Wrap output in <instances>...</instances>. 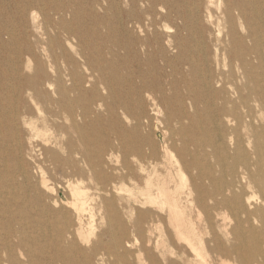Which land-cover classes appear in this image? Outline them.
Here are the masks:
<instances>
[{"label": "bare ground", "instance_id": "1", "mask_svg": "<svg viewBox=\"0 0 264 264\" xmlns=\"http://www.w3.org/2000/svg\"><path fill=\"white\" fill-rule=\"evenodd\" d=\"M129 1L134 6L140 5L144 14L151 15L147 26L154 28L146 33L141 21L134 22L145 33L143 39L137 38L138 47L147 55L153 52L151 48H159L165 69L170 67V50L185 68L189 67L188 74L180 76L187 90L181 100H188L195 113L189 116L182 111L179 118H187L189 124L177 119V128L171 130L168 123L160 130L165 136L171 131L181 145L180 151L190 159L182 162L168 143L163 146V161L158 160L155 152L147 153L145 146L149 137L143 132L144 122L148 120L143 121L140 112L134 113V126L128 131L130 142H123L118 136L113 141L102 140L82 132L76 146L72 137L64 143L52 136L53 126H62L57 124L60 117H66L69 128L79 131L80 121L102 105L100 83L103 80H108L111 86L112 103L107 104L111 117L117 108L124 111L122 118L132 121L127 110L130 106L127 99L116 95L117 89L112 95V79L119 84L118 71L112 68V61L89 51L91 39L83 46L81 32L74 34L70 30L68 34L80 41L78 48L72 43L73 38H66L74 56L60 43L52 45L50 29L45 32L48 42L42 48L39 46L43 42L36 39L35 43L31 42L27 29H21L19 34H25V43L23 48L15 49L17 60L25 54L27 68H31L32 61L40 57L39 48L46 64L37 60L33 74H18L19 77L15 66V73L6 76L0 86L1 99H7L9 93L16 97L8 120L11 125L23 123L46 146L58 148H48L47 153H51L52 160L65 174L66 180L58 187L66 190L68 199L56 198L58 189L50 187L41 165H37V177L32 172L37 178L35 182L30 171L19 166L16 171L23 179L20 183L13 178L8 183L0 175V264H40L36 257L44 254L46 246L41 242L49 240L54 247L53 255L46 258L50 264H155L147 254L155 259L161 257L164 264H212L211 252L193 212L197 211L199 216L204 208L212 210L217 206L238 217L232 234L240 263L264 264V0H206L205 14L200 11V0ZM0 2L7 6L0 9V17L7 19L12 9L21 4L23 12L24 5L31 11L33 24L40 23L34 9L40 0ZM214 5L216 11L212 9ZM68 8L51 14L64 30L72 29L70 24L67 27L64 24L71 12ZM70 15L74 19L77 16L74 11ZM170 18L178 21L179 26L172 28L166 24ZM205 22L214 27L209 40L217 45L215 54L207 52L205 41L195 40L198 32L204 40L200 28ZM54 32L55 37L60 35L59 31ZM188 51L196 53L198 58ZM96 73V79L89 80ZM177 74L171 69L164 75L169 77L173 88L180 82ZM144 77L140 76L146 86ZM200 100L204 103L202 112L209 116L208 123L197 118L196 103ZM141 107L142 99L136 98V111ZM32 109L39 115L37 120L26 118ZM118 129L124 133L122 128ZM32 140L29 138L31 143ZM123 150L125 158L120 161ZM190 169L196 173H190ZM86 180L94 182V192ZM198 181L204 194L197 190ZM15 189L22 190L23 197ZM29 191L32 193L28 196ZM51 191L55 197L47 203L44 198ZM31 204L37 206L39 215L25 210ZM97 204L100 222L104 223L109 216V241L97 233ZM13 205L17 208L9 210ZM123 213L128 218L124 242L120 239ZM246 223H252L250 229H246ZM94 236L96 239L92 242ZM26 246L34 256L30 257L31 262H24L13 254V250L23 254L20 249ZM75 249L81 251V257H74ZM225 260L222 258L220 264H236Z\"/></svg>", "mask_w": 264, "mask_h": 264}, {"label": "rangeland", "instance_id": "2", "mask_svg": "<svg viewBox=\"0 0 264 264\" xmlns=\"http://www.w3.org/2000/svg\"><path fill=\"white\" fill-rule=\"evenodd\" d=\"M71 5L73 7H71ZM67 6L69 7L68 10L71 11V14L73 11L76 12L78 18L76 16L74 19V17L68 13L64 24L66 27L67 24H70L72 29L64 30L62 28L63 25L60 24L57 19H54L51 14H53V11L58 9H67ZM199 6L201 13L205 14V8L207 6L206 0H200ZM4 8H7V6L0 2V9ZM21 8V4L13 8L12 13L7 19H5V17H0V86L5 82L4 78L6 76L10 77L13 73H15V66L18 68L16 76H18V74L23 76L34 73L37 60L43 64H46V60L39 52V48H42V46L45 45V42H48L45 34V32L47 33V29H50L49 33L52 35V45L56 46V43H60L64 49H69L75 56V52L69 45H67L66 40L67 37H71V35L68 34L71 30L74 32V34L81 32L85 39V42L84 39H82L81 42L83 46H86L85 44H87L88 38L91 39L89 41L90 43H88L90 44L88 46L89 51L95 54H100V56L102 55V57L112 61V68H115L114 70L118 71L117 73L119 83L116 84L112 79V95L113 90L117 89L116 95L125 100L127 99V103L130 106V108L127 110L130 112L129 118H131L132 121L127 122L126 119L122 118L124 111L117 108L113 109L115 111L112 112L114 114H112L111 117L109 115L108 109V105L112 103V98L109 96L111 86L108 85V80H106V82L103 80V82L101 81L100 83V89L102 91L100 92L101 97H104V100L100 101L102 105L97 107L95 113L88 116L86 120L80 121L79 131L69 128L70 121H67L66 117H60L57 120V124L62 126L54 125L53 129L50 130L52 132V136H57V139H62L64 143L66 142L67 138L72 137L76 146L79 144V133L82 132L90 135L94 134V136L96 135L102 140L112 139L113 141L114 138L118 136L122 138L123 142H130L128 131L129 129H132V126H134L133 116L134 113L136 114L140 112L141 114L143 113V121L145 119L148 120V122H144L145 131L143 132L149 137L148 143L145 146L146 152H155L158 160L163 161V146L168 143L169 145H172L173 150L177 153L182 162L186 161L187 163L189 161L190 158L185 153L180 151L181 145L177 142V137H175L171 131L168 132L167 136H165L162 130H160L164 124L166 125L168 123L171 126V130L177 128V119H182L183 122L185 121L187 124H189L190 121L187 118H179L180 115L183 114L182 111H185L189 116L195 113V110L189 106L190 103L188 100H181V96L183 97L187 90L184 87L186 83L180 80V76H186L189 72V67L186 65L185 68V64L175 59L176 57H174L173 50H170L168 52L170 55V67L165 69L164 61H162L158 52L159 48L158 50L151 48L153 52L150 55H147L145 50H141L140 47H138L139 42L137 38L139 37L140 40L143 39L145 37V33H141L138 28L134 26V22L137 20L141 21L144 27L146 26V33H149L152 31V29H154L150 26H147L151 15L144 14L140 5L134 6L129 0H40L39 4H36L34 7L39 15L38 20L40 23L33 24L30 16L31 11H29L26 5H24V8H26L25 12H23ZM216 8L217 7L214 5L212 7L213 11H216ZM165 23L169 24V26L172 28L179 26L178 21L172 18H170ZM246 24L247 27H249V23ZM24 28L27 29L31 42L35 43V39L43 42L39 48L37 47L38 49L36 48L40 57H38L37 60L34 59L32 61L31 68H27L25 54L20 56V58L17 60V55L15 53V49L18 47L23 48V44L25 43V34H19L21 29L23 30ZM93 28L97 30L94 31ZM54 30L60 32L58 37H55ZM213 31L214 27L207 25L205 22L204 26L200 28V32L204 33V40L201 36V33L199 32L196 34L195 38L196 41H205L207 52L211 54H215L217 50L216 43L209 40V34ZM71 38H73V40L71 39L72 43L79 48L80 41H78L77 38H74L73 36ZM196 41H192L191 43L197 46L198 44H196ZM152 42L156 44L154 38ZM188 52L194 56L195 59L198 58L196 53H191L190 51ZM220 59L222 60V57H220ZM14 60L17 61L16 64H14ZM171 66H173V68ZM171 69L175 70V73H179L176 76L180 82L175 86V88H173L174 85L169 84V77L164 76L165 73H168ZM260 71H263V69L260 68ZM106 72H108V70ZM142 75L145 76L144 83H146V86L143 85V82L140 78ZM97 76L98 74L96 73V76H89L88 78L89 80L91 79V81H93ZM188 82L192 83V81ZM42 87L45 89L43 84ZM0 93L2 94L1 90ZM5 93H7V91L4 90V94ZM87 94L89 97L92 96V93L87 92ZM1 97L2 96L0 95V175L4 176L8 183L10 182V178H13L15 181L20 183L23 181V179L20 173H17L16 169L22 167L26 170H29L31 175L33 172V175L37 177V165H41L46 172V177L48 182H50V187L53 186L55 189H58L59 195L57 194L56 198L66 201L68 199L66 190L64 188L58 187L59 184L66 180L65 174L63 173L61 167L58 166L59 164L52 160L51 153H47L48 148L54 150H58V148L53 145L46 146L42 139L35 136V134L31 132L23 123L11 125V122L9 123L8 120L9 115L13 112V109L16 105V97L12 95V93H9V95L6 97L7 99H1ZM136 98L142 99V107L137 111L135 108ZM203 105V101H197L196 106L199 109L197 118L205 123H208L206 121L209 116L204 111L202 112ZM30 112V114L26 115V118L37 120L39 116L37 112L33 109ZM118 128H122L124 133H121ZM14 134L17 135L16 138L13 137ZM31 137L33 139L32 143L29 141V138ZM124 150L120 152V161L124 160L125 158ZM217 167L218 166H215L216 169ZM135 168L138 170L137 166H135ZM190 173L195 174L196 171L190 169ZM217 174H219V172H217ZM33 175L31 180L35 182L37 178L33 177ZM85 177L88 178V175ZM196 183L198 184V192L204 194V192L200 190L201 184L199 181ZM86 184L90 187L91 192L95 191L94 182L86 180ZM14 191H17L18 194L21 193V196L23 197L24 192L22 190L15 189ZM30 192L31 191L27 192L26 194L29 196L32 193ZM195 194L197 195V192ZM52 197H55V193L52 194L51 191L46 193V197L44 199L48 203ZM16 208L17 206L13 205L9 206L8 209L13 211ZM26 208L25 210H29L33 214L35 213L34 215H39L38 213H40L38 212L37 206L34 204L28 205V208ZM98 210L97 204V208L95 209V212H97L95 217L97 233L102 236L104 241H109L111 238L109 233V216L107 217V220L104 221V223H101V215L98 214ZM6 215L8 216L9 213H6ZM70 216H72V212H70ZM227 216H229L230 220L227 219ZM193 217L198 221L200 229L203 231L206 247L212 255V264H220L222 258H225V261L228 262L234 261L236 264H241L240 258L237 257V251H235L233 246L236 241L232 231L236 225V219L238 218L237 216H233L222 207L217 206L212 210L204 208L199 216L198 212L195 211L193 212ZM240 217L245 218L243 215ZM127 220L128 218L126 215L124 213L121 214L120 226L122 228V235L120 239H122L123 242L126 239L125 235L128 225ZM11 222L14 223L13 220ZM251 224L252 223H246V229H250ZM95 239L96 237L94 236L92 242H94ZM51 243L52 240H49L47 243L41 242L42 245L46 244V246L44 249V254L36 257L39 259L38 263L50 264L49 260L46 258L50 255H53L54 253V247ZM80 245L84 246L83 244ZM20 250L23 254L13 250V254L16 255L15 257H18L24 262H31L34 256L32 255V252L29 251V248L26 246L22 247ZM122 250L123 249H120V251ZM132 250L137 251V248ZM215 251H219L220 254L218 252L216 253ZM42 253L43 252H38V254ZM74 254V257H81V251L78 249L74 250ZM147 257L149 260L152 259L155 261V264H164V261L161 257H156L155 259L150 254H147ZM167 257L170 256L167 255ZM54 264L61 263L55 262Z\"/></svg>", "mask_w": 264, "mask_h": 264}]
</instances>
